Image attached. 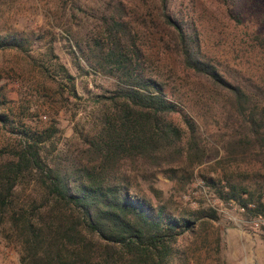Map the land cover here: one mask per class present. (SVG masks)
<instances>
[{
	"label": "trees",
	"instance_id": "16d2710c",
	"mask_svg": "<svg viewBox=\"0 0 264 264\" xmlns=\"http://www.w3.org/2000/svg\"><path fill=\"white\" fill-rule=\"evenodd\" d=\"M99 1L86 13L92 28L75 24L79 28L70 25L67 33L76 61L86 72L113 77L114 88L93 97L92 123L67 150L46 147L57 128L21 130L17 146L0 149V235L17 250L20 264H184L175 260L182 254L177 242L194 233L203 212L175 216L154 207L133 190L132 179L200 165L211 152L202 126L150 67L148 47L173 55L199 90L201 109L217 112L210 135L225 142L214 151L219 164L264 167V87L202 52L185 0ZM37 36L0 35V49L28 54ZM206 113H199L202 120ZM0 121L7 119L0 115ZM208 182L219 198L264 217L261 197L255 201L246 188L217 189ZM207 215L216 219L214 209Z\"/></svg>",
	"mask_w": 264,
	"mask_h": 264
},
{
	"label": "rangeland",
	"instance_id": "374dc122",
	"mask_svg": "<svg viewBox=\"0 0 264 264\" xmlns=\"http://www.w3.org/2000/svg\"><path fill=\"white\" fill-rule=\"evenodd\" d=\"M99 2L0 0V35L32 38L38 34L28 54L0 49V115L7 119L0 121V149L17 146L21 130L53 132L57 128L46 147L54 146V152L67 150L78 141V132L89 128L97 111L93 97L107 94L115 80L99 71L86 72L84 63L75 59L78 51L67 28L87 23L84 26L91 29L93 22L86 13L93 12ZM185 3L195 19L202 52L223 70L233 69L264 87V0H228L227 6L215 0ZM148 49L150 67L158 71L168 93L180 99L183 109L202 126L211 155L200 165L158 171L147 181L135 177L133 190L175 216L203 212L194 233L179 238L177 247L183 258L177 254L176 263L264 264V217H252L237 201L219 198L208 182L214 180L217 189L227 184L246 188L252 200H264V167L217 163L214 151H221L225 143L215 133L210 135L218 127L211 117L217 112L205 105L201 109L196 102L199 90L183 77L173 55L154 44ZM204 111L202 120L199 113ZM175 119L182 125L177 115ZM211 209L216 219L207 215ZM0 264H20L17 250L1 235Z\"/></svg>",
	"mask_w": 264,
	"mask_h": 264
}]
</instances>
